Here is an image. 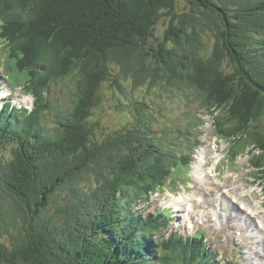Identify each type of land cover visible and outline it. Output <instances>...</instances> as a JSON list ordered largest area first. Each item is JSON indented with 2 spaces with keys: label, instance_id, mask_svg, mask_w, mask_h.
Returning a JSON list of instances; mask_svg holds the SVG:
<instances>
[{
  "label": "trees",
  "instance_id": "obj_1",
  "mask_svg": "<svg viewBox=\"0 0 264 264\" xmlns=\"http://www.w3.org/2000/svg\"><path fill=\"white\" fill-rule=\"evenodd\" d=\"M0 51L36 96L0 106V264H226L153 207L182 159L155 105L197 92L264 165V0H0ZM69 77L62 108L45 91Z\"/></svg>",
  "mask_w": 264,
  "mask_h": 264
},
{
  "label": "rangeland",
  "instance_id": "obj_2",
  "mask_svg": "<svg viewBox=\"0 0 264 264\" xmlns=\"http://www.w3.org/2000/svg\"><path fill=\"white\" fill-rule=\"evenodd\" d=\"M32 10V8H30ZM17 10H15V14ZM37 62V61H35ZM6 71H9L5 68ZM10 80H15L17 85L24 83V79L18 77V72L16 75H12L8 73ZM70 79H53L50 86L53 92L51 91V96L54 98H58L61 102L62 108L65 107L64 98L72 99L71 95L75 92V85L77 84V79L74 77H69ZM39 81V80H37ZM107 89L105 90L106 95L109 97L111 94V88L109 84L106 85ZM71 88V89H70ZM48 90V89H47ZM74 92H73V91ZM199 94L195 91H191L190 99L193 103V106H189L191 102H186L184 99V95H182L179 99L174 101V104L171 102H159L155 105L156 109L155 112L159 115L166 116V120H163V125L159 129L164 130V135L167 137L166 147L170 149L172 146V155L173 159L176 161L179 158H182L186 161V157H190L189 160L192 161L190 165L188 173V167L181 159L180 168L175 171V174H172L171 182L168 188L172 192H178V189L181 188V192H186L187 194L196 195L197 197H202L206 204H202L201 206H196L194 212L190 214L191 220H187V212L184 210H179L180 214L178 217L181 216L183 219L182 222L179 224L180 231L182 235H187L188 233H194V231L199 228V224H203L207 226L206 228L209 230L212 236L216 234H221V230L223 226L217 225L215 228H212V220L215 218L216 213V204L218 205V200L214 198L217 196V192L211 188V184L207 186L201 187L195 181V175L193 173V165L197 163L198 154H202V151L207 152V157L205 155L204 158L207 159L205 167H207L209 158L212 159L210 162V170L214 171L215 180H217L223 187H228L227 190L231 194L234 195V190L240 189V192L243 194L241 197H244L249 204L254 208L257 209L256 212L261 214L260 216H256L253 213V209L245 213L254 220V218L261 220L264 219V194L262 191V187L256 185L257 182L254 179H251L250 176L255 172H261L258 168L251 166V161H254V157L258 156V152L253 148H248L246 144L242 148H237L234 145V137L229 136L227 139L223 138V134L221 132L214 131V122L216 121L219 123L220 127L222 128V122L224 123L223 128H232L234 129L233 123L226 121L223 115H216L214 116L211 113V110L200 108L201 104L198 105V101L196 100ZM187 97V96H186ZM136 98H141L139 93L136 94ZM136 98H132L135 100ZM111 99V100H110ZM105 105L109 104L114 96L111 95V98ZM2 100H0V105ZM185 103V105H184ZM175 105V106H174ZM174 106V107H173ZM168 109V111H167ZM115 118H108L109 123H113ZM219 125H215V129L218 130ZM162 130V132H163ZM231 130H228V133H231ZM185 135L187 137L185 138ZM218 136L220 140L216 137ZM199 141L200 145L195 146L194 140L197 142ZM215 142L217 145H215ZM236 147V148H235ZM201 151V152H200ZM219 157L217 160L220 162L216 165L217 170H213L215 168L216 157ZM235 157V158H234ZM187 158V159H188ZM234 158V159H233ZM200 162V161H199ZM205 162V161H204ZM183 169V170H182ZM253 169V170H252ZM219 170L221 172H219ZM164 169L159 167L158 161L151 165L150 170L147 171V176L140 178L139 181L142 184L143 182H147V187L151 186L153 182L156 181L158 177L162 175ZM262 173V172H261ZM190 175V177H188ZM200 179V178H199ZM198 182H203V178ZM254 182V184H250ZM132 185H135V181L131 182ZM262 183V182H261ZM211 185V186H210ZM264 185V183H263ZM262 186V184H261ZM161 194H156L155 192L151 191V194L154 196L153 201L158 202V207L161 209H165L170 207L171 199L168 198L169 191L168 189H164ZM211 192V193H209ZM253 193L252 195H250ZM219 197V195L217 196ZM142 203L138 206L139 211H143L145 214H148L150 209L146 211L142 206ZM240 208V207H239ZM243 209V208H240ZM152 210V209H151ZM186 220V221H185ZM246 223H249L250 220L246 218ZM244 222L242 219H239V225H243ZM223 239V238H222ZM221 251L229 250L227 246V238L225 237L219 245ZM227 249V250H226ZM231 252V251H230ZM230 253H227L229 255Z\"/></svg>",
  "mask_w": 264,
  "mask_h": 264
},
{
  "label": "bare ground",
  "instance_id": "obj_3",
  "mask_svg": "<svg viewBox=\"0 0 264 264\" xmlns=\"http://www.w3.org/2000/svg\"><path fill=\"white\" fill-rule=\"evenodd\" d=\"M5 89H6V91H9V88H7V87H4V91H5ZM227 131L225 132V134H227L228 133V129L229 128H225ZM231 129V128H230ZM232 130V129H231ZM201 152V151H200ZM207 154V152L206 151H202V154H198V157H197V163L195 162L194 163V165H193V173H194V175H195V181L201 186V187H203V186H207V185H209V184H211V185H217V186H214V189L216 190V191H223L224 190V188H228V187H222V185L221 184H219L218 182H216V180H215V175L213 174V172H212V170H210L209 169V165L207 164V167H205V164H206V161H207V159L206 158H204L205 157V155ZM206 157H207V155H206ZM216 157V156H215ZM219 157H216V162H215V165L216 164H218L219 163V161L217 160ZM209 160H210V158H209ZM208 160V161H209ZM200 161V162H199ZM205 161V162H204ZM252 162V161H251ZM192 164V161L190 162V165ZM216 168V167H215ZM213 170H215V169H213ZM200 178V179H199ZM203 178V182H198V180L197 179H199V181L201 180ZM218 183V184H217ZM210 185V186H211ZM217 192V193H218ZM234 199L239 203V204H241V205H243L244 203H246L247 205H246V211L247 212H249L250 210H251V205L249 204V202H247V200L244 198V197H241L243 194L240 192V189L238 188V189H236V190H234ZM211 193V192H210ZM253 193H251L250 195H252ZM181 195H183V196H181L179 199H177L176 201H174V202H172L173 203V205H176V207H183V208H186L187 207V209L190 211V210H192V205H191V200L194 198V195H192V196H188L187 195V193L185 192V193H183V194H181ZM198 201H201V198H198ZM219 201L221 202L220 203V206H221V208H222V212L224 213V215L225 216H229V214H230V209H229V207H227V202L225 201V199H223V198H220L219 197ZM218 201V202H219ZM231 208V207H230ZM233 210H234V212L238 215V216H240L241 215V213H239V209L237 208V207H234L233 208ZM256 211H257V209H256ZM219 212V211H218ZM253 213H255L254 211H253ZM255 215H259V213L258 212H256V214ZM223 222V221H222ZM234 223V219L233 218H227V220H226V225H225V228H227V227H230L232 224ZM259 224V223H258ZM256 232L254 231V234H255ZM235 251V250H234ZM213 255V254H212ZM258 259H259V261H260V264H264V252H259L258 253Z\"/></svg>",
  "mask_w": 264,
  "mask_h": 264
},
{
  "label": "clouds",
  "instance_id": "obj_4",
  "mask_svg": "<svg viewBox=\"0 0 264 264\" xmlns=\"http://www.w3.org/2000/svg\"><path fill=\"white\" fill-rule=\"evenodd\" d=\"M43 67L41 66V69H42ZM47 71L49 70V69H46ZM7 73H10L9 71H6ZM40 83L42 84V81H40ZM45 95L47 96V97H51V91H48V90H46L45 91ZM4 98H6V96H5V93H4V91H3V87H2V85L0 84V100H2V103H1V107L2 106H6V104L7 105H9L10 107V110H17V112H19V110H18V106L16 105L15 106V104L13 103V102H11L10 101V97L8 96V99L6 98L5 100H3ZM167 102V101H166ZM32 114V113H31Z\"/></svg>",
  "mask_w": 264,
  "mask_h": 264
}]
</instances>
